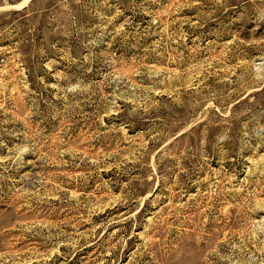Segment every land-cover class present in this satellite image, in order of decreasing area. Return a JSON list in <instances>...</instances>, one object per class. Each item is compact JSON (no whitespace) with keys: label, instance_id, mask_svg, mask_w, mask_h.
Listing matches in <instances>:
<instances>
[{"label":"rangeland","instance_id":"obj_1","mask_svg":"<svg viewBox=\"0 0 264 264\" xmlns=\"http://www.w3.org/2000/svg\"><path fill=\"white\" fill-rule=\"evenodd\" d=\"M0 264H264V0H0Z\"/></svg>","mask_w":264,"mask_h":264}]
</instances>
